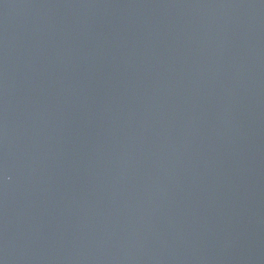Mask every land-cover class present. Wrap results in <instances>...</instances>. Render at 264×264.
<instances>
[{"label":"water","instance_id":"obj_1","mask_svg":"<svg viewBox=\"0 0 264 264\" xmlns=\"http://www.w3.org/2000/svg\"><path fill=\"white\" fill-rule=\"evenodd\" d=\"M0 264H264V0H0Z\"/></svg>","mask_w":264,"mask_h":264}]
</instances>
